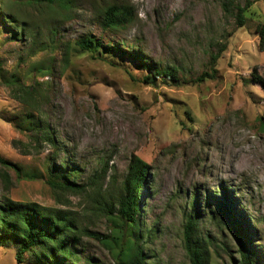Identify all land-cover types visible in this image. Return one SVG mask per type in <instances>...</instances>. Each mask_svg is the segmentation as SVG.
I'll use <instances>...</instances> for the list:
<instances>
[{"label":"rangeland","instance_id":"1","mask_svg":"<svg viewBox=\"0 0 264 264\" xmlns=\"http://www.w3.org/2000/svg\"><path fill=\"white\" fill-rule=\"evenodd\" d=\"M36 1L0 0V64L26 85L41 83L39 108L62 142L56 163L67 160L82 169L80 181L105 162V185L111 175L125 178L134 155L148 162L138 216L153 232L145 246L147 264H190L182 228L191 194L199 192L203 209L207 197L216 208L215 188L235 196L231 200L240 203L235 210L251 221L252 244L264 253V51L257 33L264 0H233L236 8L229 13L223 5L227 0H72L70 10ZM109 4L127 5L133 14L120 30L103 27L100 11ZM238 5L248 7L243 26L236 18ZM6 15L26 21L31 37L15 40ZM84 35L101 38L104 52L80 50L76 42ZM112 43L125 50L138 44L158 67H175L178 82H144L148 70L119 51L109 52ZM45 66L52 67L50 74L38 71ZM205 72L214 76L197 81ZM28 106L0 78V156L24 171L44 172L46 159L56 152L44 142L33 144L32 131L21 130L28 127L21 124ZM4 195L58 206L45 181L17 179L14 170L0 164ZM69 198L68 208L82 216L83 198ZM203 220L202 230L215 244L210 264L239 260L227 226L208 212ZM103 245L86 238L81 257L117 264ZM16 251L13 244L0 245V264H38L28 255L19 262Z\"/></svg>","mask_w":264,"mask_h":264},{"label":"trees","instance_id":"2","mask_svg":"<svg viewBox=\"0 0 264 264\" xmlns=\"http://www.w3.org/2000/svg\"><path fill=\"white\" fill-rule=\"evenodd\" d=\"M45 1L51 7L65 8L70 10L74 3L72 0H37L39 5ZM224 10L229 13L236 8L233 0L224 1ZM231 7H234L231 9ZM248 7L238 5L236 18L238 24L243 26L247 20L246 11ZM102 24L106 29L120 30L132 19V12L127 5L109 4L101 11ZM8 22L14 28L13 38L23 40L31 37L30 27L26 21H21L15 16L6 15ZM259 35V47L264 51V21L257 26ZM101 38L92 35H84L76 42L82 51L104 52V43ZM115 44V43H112ZM123 46L127 43L123 41ZM109 52L119 51L120 54L128 56L137 62L141 69L148 70L143 78L144 82L152 83L153 79L167 78L178 82L177 69L174 67H158L149 57L142 53L138 44L128 46V50L117 44L108 45ZM222 47L216 54L212 55V61L216 62ZM41 73L52 72L51 66L38 69ZM206 76L213 77L207 72L197 78L201 82ZM0 78L6 86L12 90L13 97L29 107L26 110V119L21 130L32 131L30 138L35 145L48 144L56 153L46 159L44 172L24 171L23 167L0 156V164L6 169L16 172L17 179L36 180L41 179L50 187L55 196L58 206H47L33 201H14L4 195L0 197V245L13 244L16 248V258L23 262L26 255L36 260L38 264H97L90 257H81L85 239L96 238L109 248L116 259L117 264H147L149 255L146 252V244L151 240L153 234L141 213V194L146 187V181L150 175V165L144 159L134 155L129 163L126 176L119 180L116 175L110 176V183L105 185L108 175V163L96 169L90 174L86 181H80L83 176L82 169L73 167L72 162L64 160L61 164L56 163L55 156L62 149L57 137L51 132L50 123L47 122L46 113L39 106L44 99L40 82L26 85L22 78L15 74L8 76L0 64ZM39 108V111H38ZM264 131V121L261 123ZM7 185L10 182L4 172ZM147 192H149L147 190ZM217 198L216 208L212 206L211 200L206 198V209L202 208L199 192L191 194V211L188 214L182 228L183 244L190 259V264H210L213 240L211 236L202 230L204 214L227 226L231 235L237 243V256L233 264H258L262 263L264 253L257 251L254 247L253 227L251 221L245 215L237 212L235 207L240 203L231 200L235 198L229 190L215 188ZM213 194V193H212ZM70 195L83 198L84 213L68 208L70 206ZM232 195V197H231ZM72 205V204H71ZM238 208V207H237ZM145 214L146 211H144ZM219 215V218L217 217ZM221 214V215H220ZM111 227L110 231H102V226ZM109 224V225H108ZM263 254V257H261ZM81 262V263H80Z\"/></svg>","mask_w":264,"mask_h":264}]
</instances>
